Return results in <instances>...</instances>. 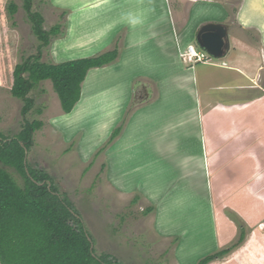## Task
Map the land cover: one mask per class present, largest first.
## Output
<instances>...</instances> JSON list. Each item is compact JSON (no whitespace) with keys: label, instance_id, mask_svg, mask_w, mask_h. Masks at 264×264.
<instances>
[{"label":"rangeland","instance_id":"374dc122","mask_svg":"<svg viewBox=\"0 0 264 264\" xmlns=\"http://www.w3.org/2000/svg\"><path fill=\"white\" fill-rule=\"evenodd\" d=\"M52 1L54 5L65 2L75 9L82 6L89 7V0ZM215 1H219L231 13L228 21L220 23L227 26L229 51L220 59L213 58L207 53L209 58L207 64L195 65L194 68L200 78L201 89L207 82L204 78L209 77L210 74L211 79L218 82L216 90L213 86L208 89L205 100L208 102L214 98L223 99L222 105L226 107L228 102L233 100L230 95L223 96V94H229L228 91L232 88L229 83V74H225V70L216 65H221L228 58L238 57L240 54L254 58L261 55L256 47L261 46V37L264 43V0ZM242 2L244 3L237 17L241 26H238L234 16ZM11 3L17 6V11L13 14L10 12ZM171 4L174 18L179 22L176 25L178 28L187 18L192 3L189 0H171ZM30 9L41 16L43 30L49 31L55 25H59L61 31L65 32L67 16L65 13L68 11L53 8L49 0H31ZM209 16L216 17L214 13ZM203 17L202 11L193 14L192 20L190 19L191 29L188 32ZM72 22L75 24L72 25ZM81 23L76 20L75 14H72L68 23V39H70V33L76 36L73 32L76 27L73 26H79ZM188 32L186 29V33ZM62 36L61 34L52 37L50 44ZM122 36L121 33L118 36L121 38L116 40L118 50L121 48ZM62 42L58 41L54 45L55 58H57L58 46ZM195 43L194 47L198 52L206 53L199 47L196 40ZM40 45L41 42L36 37L25 10L24 0H0V135L3 140L13 139L19 135L26 123L33 120L42 122V127L32 136V144L27 151V165L33 172L50 177L60 197L66 200L83 220L93 239L97 256L108 255L110 262L118 264H197L207 255L227 250L226 254L209 264H264V194L258 195V199H253L254 192L249 189L253 172L246 170L245 167L249 159L238 156L241 152V143L230 124L232 114L227 111L220 114L227 126H221L218 123V127L215 125L213 128L210 120L214 122L215 114L209 112L208 107L204 108L207 141L211 142L210 137H220L221 142L208 144V150L213 147L221 154L217 160H213L211 156L209 158L208 188L201 180L200 156L193 157V153L197 154L198 150L197 145L192 141L174 143L173 153L175 150L182 149L188 152L186 158L176 157L174 154L172 159L173 148L170 146L166 158L157 166V170L165 169L170 173L166 185L163 181L159 182L158 184L162 186L161 190L153 191L156 198L163 199V204H159L157 216H163V221L166 223L164 227L167 229L175 228L178 223H182L179 231L183 240L181 242L179 236L163 237L161 231L159 232L158 228L156 230L153 224L156 205L148 202L152 194H147L148 191H145V194L149 195L147 197L142 191L140 193L132 191L136 183L138 186L141 183V190L149 183L148 177H142L134 184L131 171L133 149L131 153L129 151L120 153L124 160L122 165L119 166L117 162L111 165V180L119 185L121 192L116 190L112 182L108 180L109 165L104 157L105 151L119 136L93 162L94 154L108 139L94 148L87 160H83L87 157V152L84 150L85 143H89V139L99 140L107 132L110 133L114 117L121 114L118 113L121 109L112 104L114 100H117V96L109 91L112 96L114 95L112 101L105 87L95 85L97 79L94 75H89V80L82 90L81 99L83 100H80L76 106L77 109L75 108L70 115L62 114L64 117L53 120L61 113V110L59 98L50 81L38 84L30 92L28 97L33 99L34 106L27 115L21 114L23 101L13 98L10 94L12 72L16 65L31 56H36L38 52H40V62L54 63L49 49L51 45L42 49L39 48ZM253 68L257 83L264 86V62L261 66L259 61L258 64L253 65ZM108 83L109 86L113 85ZM146 85L150 89L147 95L143 94L138 86L135 88L133 99L125 112L127 116L124 127L139 106L150 103L142 104L140 99L146 96L151 97L150 100L155 98V91H157L155 85L148 83ZM247 95L241 94L238 98H249L250 96ZM37 110H42V113L38 114ZM90 116H93L91 121H89ZM216 118H219V114ZM85 123H87L86 126ZM79 125H82L84 127L82 131L86 132L81 149L83 159L77 153L80 136L77 135L67 143L63 140L62 133L57 130L62 131L68 138ZM169 135L175 138L172 131ZM93 140L90 141L93 142ZM233 146H237L235 151H231ZM160 148L161 145L157 144L156 149L160 151ZM231 160L234 168L230 166ZM91 162L92 165H90ZM102 164L106 165L104 170H101ZM6 169L15 177L18 184L23 186L24 180L21 174L14 168L6 167ZM121 169L128 174L120 173ZM198 170V176L195 177L194 173ZM157 179L161 180L160 177ZM119 180L122 181V185L118 182ZM205 180L207 181L206 176ZM173 187L174 192L167 196L163 195L165 191L163 188ZM212 206L214 215H212ZM149 207H152L153 211L144 215V211ZM162 229L165 231V228ZM215 231L217 239H215ZM241 235H243L242 238ZM179 243L180 246L176 250Z\"/></svg>","mask_w":264,"mask_h":264},{"label":"crops","instance_id":"0c3cea01","mask_svg":"<svg viewBox=\"0 0 264 264\" xmlns=\"http://www.w3.org/2000/svg\"><path fill=\"white\" fill-rule=\"evenodd\" d=\"M49 1L53 8L68 11L65 32L62 34V38L54 40L49 48L53 61L56 64L92 58L112 51L115 48L118 36L121 33L123 35V40H120L121 48L117 60L107 66L89 70L85 80L81 84L82 95L84 84L89 80V75L91 74V76L94 75L97 79L95 85L97 87H105L107 94L111 95V100L114 99V95L117 96V100H112V104L116 108L121 109L120 112L118 111L121 114L114 117V121L111 124L113 128L110 133L107 132L99 140L89 139V143L86 142L84 148L87 152V157L83 159L81 149L86 138V132L82 131L84 127L79 125L68 138L55 127L62 133L63 140L67 143L71 142L77 135L80 136V140L77 143L79 157L87 160L94 148L108 139L113 129L120 124L125 116V112L133 99L137 86L145 95L150 90L146 83L155 85L157 89L155 91V98L152 100L148 96L140 99L142 104L150 103L145 106H139L133 112L125 124L121 135L105 151L104 157L109 165L108 180L112 182V163L117 162L119 166L120 164L122 165L124 160L120 156V153L127 151L131 153L133 149L134 155L131 157L133 158L131 171L134 176V184L137 179L140 181L142 177H148L149 183L142 190L140 188L141 183L139 186L136 183L132 191L139 193L142 191L147 197L149 196L147 194H152L150 196L151 200H147L156 205L153 224L156 230L158 228L159 232L161 231L160 233L163 237L179 236L180 241L182 242L183 240L179 231L182 223H178L175 228L167 229V227H164L166 223L163 221V216H157L159 206L163 204V199L159 200L153 193L155 190H161L162 186L158 183L163 181L166 185L170 176L169 171L165 169L157 170V166L166 158L170 146L173 148L171 151L173 159L175 155L176 157L184 156L186 158L188 154V152L182 149L175 150V153H173L174 143L192 141L193 144L197 145L198 151L197 154L196 152L193 153V157L196 155L200 156L201 168L199 170H201V180L207 188L209 184V158L211 156L213 160H217L221 156L220 152L217 149L214 150L213 147L208 150L209 143L220 144L221 142L220 137H210L211 142L207 141L205 131L206 117L204 116L205 107L209 108V112L215 114L214 122L210 120V125H213V128L215 125L218 127V123L221 126H227L220 114L226 113V111L232 114L230 124L235 129V136L240 138L241 143V152L238 156H244L246 159H249L245 167L246 170L253 172L249 186V189L254 192L252 194L254 196L253 199H258V195L264 194V86H260L257 83V77L253 68V65L258 64L259 61L261 62V66L264 62V43L262 37L260 38L261 46L256 47V50L259 49L261 52L260 56L254 58L240 54L238 57L228 58L221 65H216L222 67V70H225V74H229V83L232 87L228 91L229 94H223V96L230 95L231 99H233L225 107L222 105L223 99L216 100L214 98L208 102L205 100V96L208 95V89H211L213 86L216 90L218 82L213 81L210 74L209 77L204 78L207 82L201 89L200 78L195 73L194 66L207 63L193 64L187 60V52H185L189 46L196 44L195 40L200 27L210 23L226 22L230 19L229 17L226 18L227 11H225L224 6L219 1L189 0L192 4L188 16L178 28L176 25L179 22L174 18L171 0H89V7L82 6L76 9L65 2L54 5L52 0ZM241 4L234 16V20L237 23ZM199 11L203 12L204 17L188 32L192 25L190 19L192 20L193 14H197ZM211 13H214L216 17H210L209 14ZM72 14H75L76 20L84 23H81L79 26H73L76 27L73 30L76 36L70 33V39H68V23ZM129 14L139 18L141 22L132 25L129 22ZM72 25H74V22H72ZM238 26L241 25L238 23ZM186 29L188 33H186ZM243 29L245 30L244 27ZM58 41L64 42L58 46L57 58H55L53 48ZM107 83H112L113 85L109 86ZM109 91L114 95L112 96ZM241 94H248L247 96L250 97L239 99L238 97ZM81 95L80 100L82 101ZM80 100L69 114H65L60 106L61 113L53 120L64 117L63 115H70L80 103ZM218 114L219 118H216ZM92 117H89V121H91ZM86 125L87 123H85ZM193 130H195V133H193ZM170 131L173 132L174 139L170 137ZM90 140H93V142ZM118 144L120 145L117 147ZM157 144L161 145L160 151L156 149ZM142 145L146 147L143 148L141 147ZM236 148L237 146L231 147V151H235ZM230 166L234 168L232 160ZM199 170L194 173L195 177L198 176ZM122 172L121 169L120 173ZM231 173L234 174L232 171ZM122 174L128 173L123 172ZM205 176L207 181L205 180ZM158 177L161 180H158ZM118 182L121 185L123 184L120 180ZM112 185L116 190H121L119 185L113 182ZM163 190H165L163 191V195L167 196L174 192V187L171 189L163 188ZM145 191H148V193L145 194ZM255 192L258 194L256 193L255 195ZM154 199L157 200L154 201ZM213 211L212 206V215H214ZM156 224H158L157 227ZM162 228H165V231ZM215 239H217L216 231ZM179 246L180 243L177 244L176 250ZM216 246H219L217 245V240Z\"/></svg>","mask_w":264,"mask_h":264},{"label":"trees","instance_id":"16d2710c","mask_svg":"<svg viewBox=\"0 0 264 264\" xmlns=\"http://www.w3.org/2000/svg\"><path fill=\"white\" fill-rule=\"evenodd\" d=\"M24 7L41 42L40 49L49 47L52 37L63 34L59 25L49 31L43 30L41 16L30 9L31 0H24ZM16 11L17 6L11 3L10 12ZM119 53L116 43L112 51L102 55L56 64L40 62L38 52L15 66L10 94L23 101L21 114L25 116L34 106L33 99L28 97L30 92L38 84L50 81L61 110L69 114L80 100L81 84L87 72L112 64ZM37 113L41 114L42 110ZM126 116L94 154L92 162L120 136ZM41 127V121L33 120L25 124L16 138L3 140L0 135V264H118L110 262L108 255H96L93 239L83 220L60 197L50 177L29 169L27 151L33 134ZM6 167L21 174L23 186ZM105 168L106 165L102 164L101 170ZM152 211L153 208L149 207L143 214ZM226 253L227 250H222L207 255L197 264H209Z\"/></svg>","mask_w":264,"mask_h":264},{"label":"water","instance_id":"95a60500","mask_svg":"<svg viewBox=\"0 0 264 264\" xmlns=\"http://www.w3.org/2000/svg\"><path fill=\"white\" fill-rule=\"evenodd\" d=\"M196 40L199 47L213 58H223L229 51L227 26L223 24L210 23L203 25L197 33Z\"/></svg>","mask_w":264,"mask_h":264},{"label":"built area","instance_id":"2783aa9c","mask_svg":"<svg viewBox=\"0 0 264 264\" xmlns=\"http://www.w3.org/2000/svg\"><path fill=\"white\" fill-rule=\"evenodd\" d=\"M186 56L189 62H194V63H207L209 60L207 53L198 52L194 46H189L187 48Z\"/></svg>","mask_w":264,"mask_h":264},{"label":"clouds","instance_id":"9594fccd","mask_svg":"<svg viewBox=\"0 0 264 264\" xmlns=\"http://www.w3.org/2000/svg\"><path fill=\"white\" fill-rule=\"evenodd\" d=\"M129 22L132 25H136V24L140 23L141 21L139 20V18L133 16L132 14H129Z\"/></svg>","mask_w":264,"mask_h":264},{"label":"flooded vegetation","instance_id":"af4514ba","mask_svg":"<svg viewBox=\"0 0 264 264\" xmlns=\"http://www.w3.org/2000/svg\"><path fill=\"white\" fill-rule=\"evenodd\" d=\"M225 8V7H224ZM225 11H227V17L226 18H230V16H231V13L225 8ZM226 18H225V20H226ZM226 26V25H225ZM197 41V40H196ZM198 44V43H197Z\"/></svg>","mask_w":264,"mask_h":264},{"label":"bare ground","instance_id":"6f19581e","mask_svg":"<svg viewBox=\"0 0 264 264\" xmlns=\"http://www.w3.org/2000/svg\"><path fill=\"white\" fill-rule=\"evenodd\" d=\"M197 12V11H196ZM75 24V23H74Z\"/></svg>","mask_w":264,"mask_h":264}]
</instances>
